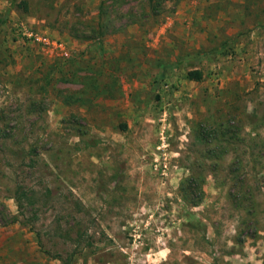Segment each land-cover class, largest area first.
I'll list each match as a JSON object with an SVG mask.
<instances>
[{"label":"rangeland","instance_id":"374dc122","mask_svg":"<svg viewBox=\"0 0 264 264\" xmlns=\"http://www.w3.org/2000/svg\"><path fill=\"white\" fill-rule=\"evenodd\" d=\"M0 264H264V0H0Z\"/></svg>","mask_w":264,"mask_h":264},{"label":"trees","instance_id":"16d2710c","mask_svg":"<svg viewBox=\"0 0 264 264\" xmlns=\"http://www.w3.org/2000/svg\"><path fill=\"white\" fill-rule=\"evenodd\" d=\"M190 78L200 79V74L197 71H192V72H190Z\"/></svg>","mask_w":264,"mask_h":264}]
</instances>
